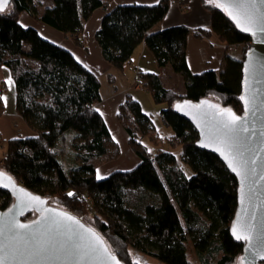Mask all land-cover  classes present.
<instances>
[{
	"label": "trees",
	"instance_id": "16d2710c",
	"mask_svg": "<svg viewBox=\"0 0 264 264\" xmlns=\"http://www.w3.org/2000/svg\"><path fill=\"white\" fill-rule=\"evenodd\" d=\"M52 1L51 7L38 12L33 0H10L0 12V68L10 72L17 113L36 132L33 137L0 138V170L80 218L104 238L123 264H138L132 250L161 264H196L188 252L187 236L198 264H236L243 249L230 232L237 180L217 156L197 147V131L174 104L209 99L242 114V70L250 37L210 0H201L211 14V24L195 30L194 36L240 45L241 56L225 55L220 70L193 74L186 61L191 30L176 26L148 33L162 21L170 1L185 10L190 0L118 5L105 14L95 40L106 62L122 70L144 44L158 67L169 65L182 76L184 95L166 88L158 72L140 73V84L161 106L160 118L172 130L168 145L181 147V161L191 175L170 151L148 152L141 139L155 140L153 121L137 101L127 100L119 107L117 119L140 162L131 170L98 179L96 169L119 155L94 108L101 100L100 81L69 51L43 39L35 29L21 26L18 19L27 12L80 44L84 23L94 9L106 8L109 0ZM11 203L10 194L0 188V209ZM36 217L30 213L24 220Z\"/></svg>",
	"mask_w": 264,
	"mask_h": 264
},
{
	"label": "water",
	"instance_id": "95a60500",
	"mask_svg": "<svg viewBox=\"0 0 264 264\" xmlns=\"http://www.w3.org/2000/svg\"><path fill=\"white\" fill-rule=\"evenodd\" d=\"M210 1L251 40L242 70L243 112L237 114L209 99H184L174 108L197 131V147L217 156L237 180L230 232L243 249L236 264H264V0ZM233 116L238 117L235 122ZM0 188L12 198L9 207L0 209L3 264H123L98 232L3 170ZM30 213L37 217L24 220ZM38 243L50 249L48 255L29 254Z\"/></svg>",
	"mask_w": 264,
	"mask_h": 264
},
{
	"label": "crops",
	"instance_id": "0c3cea01",
	"mask_svg": "<svg viewBox=\"0 0 264 264\" xmlns=\"http://www.w3.org/2000/svg\"><path fill=\"white\" fill-rule=\"evenodd\" d=\"M33 1L38 12H42L46 7L53 5L52 0ZM158 1L109 0L106 8L94 9L84 23L80 35V44H75L71 37L34 19L27 12H22L19 15L18 21L21 26L35 29L43 39L69 51L78 63L93 73L100 81L101 100L94 105V108L102 117L112 141L118 146L119 155L116 159L102 164L96 169V177H100L98 179L105 178L116 171L131 170L140 162L139 157L129 145L128 133L118 122L119 107L127 100H134L140 104L142 111L150 117L153 114H160L161 106L153 102L147 90L132 87V81L135 77L133 70L140 73L158 72L166 88L179 95L185 93L182 76L174 72L169 65L158 67L153 54L144 44H140L134 50L130 61L124 65L122 70H118L104 60L101 49L95 40V33L100 28L103 16L115 6L153 5ZM210 24L211 14L203 6L201 0H190L185 10L180 9L175 1H170L162 21L154 25L148 33H156L176 26H183L191 30L186 41V61L189 70L193 74H199L208 70H220L225 55L235 59L241 56L239 53L240 45H226L213 38L194 36L195 30L209 28ZM231 49L235 50V55H230ZM0 97L4 98L0 99V138L8 140L35 136L36 132L26 124L16 111L14 83L10 72L5 67L0 68ZM170 135L167 134L168 137ZM141 141L144 145L146 141L151 143L147 137H143Z\"/></svg>",
	"mask_w": 264,
	"mask_h": 264
},
{
	"label": "rangeland",
	"instance_id": "374dc122",
	"mask_svg": "<svg viewBox=\"0 0 264 264\" xmlns=\"http://www.w3.org/2000/svg\"><path fill=\"white\" fill-rule=\"evenodd\" d=\"M240 47V50H239V53H241V46ZM235 50L234 49H231V51L229 52L230 55H235ZM134 71V70H133ZM137 71V70H136ZM135 73V76H136V72L134 71ZM138 75H140V72H137ZM141 79V78H140ZM134 80H135V77H134ZM134 80L132 81V87H134ZM139 90H142L144 89L141 84H140V81H139ZM135 88V87H134ZM152 119H153V122H154V126L156 128V138L154 141H151L148 137V139L150 140L151 143L149 142H144L145 145H146V148L147 150L149 151V153H151V155H153L158 149H162L164 151H170L176 158V161L178 163L179 166H181L184 171L186 172L187 176L188 175H191V172L189 170V168L184 164L182 163L181 161V147L180 146H177L175 148H171L169 145H168V140H167V134H172V130L170 127L166 126L163 121L161 120L160 118V115L158 114H153L152 116ZM158 134V135H157ZM158 137V138H157ZM170 138V136L168 137ZM158 139V140H157ZM1 154H0V162H1ZM110 162V161H109ZM1 167V165H0ZM86 220L88 222L89 221V218H86ZM190 240V237L187 236V248H188V252L191 256V258L196 262V264H198V259H197V256L194 252V249H193V245L192 243L189 241ZM132 255H133V258L134 260L138 263V264H161L159 261H157L156 259L152 258V257H149V256H146L140 252H136V251H133L132 250Z\"/></svg>",
	"mask_w": 264,
	"mask_h": 264
},
{
	"label": "snow or ice",
	"instance_id": "6c2138e0",
	"mask_svg": "<svg viewBox=\"0 0 264 264\" xmlns=\"http://www.w3.org/2000/svg\"><path fill=\"white\" fill-rule=\"evenodd\" d=\"M8 3V0H0V12H3L4 11V7L3 5H6ZM0 99H4L3 97H0ZM238 119V117H235L233 116L232 117V120L233 122H235L236 120ZM100 178V177H98ZM69 195H72V193H69ZM68 219H71V217H68ZM20 227L22 228H27L29 226L27 225H20ZM9 230H10V226H9ZM238 239L240 237H237ZM3 251V248H0V252ZM50 249L48 247H46L44 244H39L38 243V246H36L32 252H30L29 254L30 255H33V256H36V257H40V256H46L48 255ZM0 264H3V260L0 259Z\"/></svg>",
	"mask_w": 264,
	"mask_h": 264
},
{
	"label": "built area",
	"instance_id": "2783aa9c",
	"mask_svg": "<svg viewBox=\"0 0 264 264\" xmlns=\"http://www.w3.org/2000/svg\"><path fill=\"white\" fill-rule=\"evenodd\" d=\"M247 45L250 46L251 45V42H248ZM134 71L136 72V76H135V80H134V87L135 88H139V86H140L139 85L140 75H138V73H137L136 70H134Z\"/></svg>",
	"mask_w": 264,
	"mask_h": 264
}]
</instances>
